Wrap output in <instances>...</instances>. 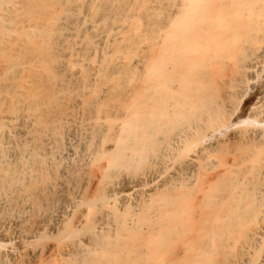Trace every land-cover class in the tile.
Returning <instances> with one entry per match:
<instances>
[{
  "label": "bare ground",
  "instance_id": "bare-ground-1",
  "mask_svg": "<svg viewBox=\"0 0 264 264\" xmlns=\"http://www.w3.org/2000/svg\"><path fill=\"white\" fill-rule=\"evenodd\" d=\"M0 264H264V0H0Z\"/></svg>",
  "mask_w": 264,
  "mask_h": 264
}]
</instances>
